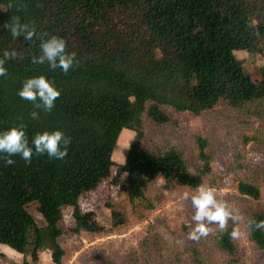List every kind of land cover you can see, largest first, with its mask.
<instances>
[{
	"label": "trees",
	"instance_id": "trees-1",
	"mask_svg": "<svg viewBox=\"0 0 264 264\" xmlns=\"http://www.w3.org/2000/svg\"><path fill=\"white\" fill-rule=\"evenodd\" d=\"M17 19L35 29L32 40L13 38L5 27ZM45 34L63 38L66 51L75 53L67 72L32 62ZM5 50L17 56L5 60L0 76V130L23 125L31 142L37 132L61 129L70 140L63 159L34 154L25 162L16 155L6 164L0 156V244L26 254L30 239L32 261L48 246L53 263L61 264L58 223L65 207H72L74 232L101 230L91 211L80 210L79 198L113 166V182L124 175L131 202L144 200L141 187L151 175L191 188L202 183L211 171L205 140L196 137L198 163L190 170L182 150L142 144L146 121L167 124L168 108L199 115L219 103L241 109L264 101V65L254 81L234 54L264 55V0H0V58ZM41 74L60 90L50 112L17 95L26 78ZM130 99L134 106L121 103ZM123 129L134 137L119 164L112 151ZM237 191L253 199L261 194L246 179L238 180ZM30 201L38 203L41 225L25 208ZM233 228L228 222L214 236L231 257ZM190 250L192 264H205Z\"/></svg>",
	"mask_w": 264,
	"mask_h": 264
},
{
	"label": "rangeland",
	"instance_id": "rangeland-1",
	"mask_svg": "<svg viewBox=\"0 0 264 264\" xmlns=\"http://www.w3.org/2000/svg\"><path fill=\"white\" fill-rule=\"evenodd\" d=\"M242 67L254 81L260 79L264 55L244 50L234 52ZM122 104L134 106L132 99ZM170 121L155 126L144 124V146L152 149L175 147L183 151L190 170L197 160L196 137L205 140L204 151L209 157L210 172L203 176L200 185L211 187L217 200L233 209L236 220H229L238 230L233 238L237 246L234 256H228L215 245V234L221 230L210 224L207 236L189 238L191 231V200L184 198L196 188L181 185L155 174L145 178L141 187L144 200L131 202L128 198L125 177L114 183L116 167L94 190L79 198L82 212L91 211L101 226L98 232H74L72 207L62 210L58 223L61 234L58 242L64 250L61 264H192V252L198 251L205 264H264V230H257L249 221L264 219V101L234 109L222 103L199 115L174 112L168 108ZM134 132L123 129L112 151V159L124 162ZM246 179L261 189L260 197L253 199L237 191V182ZM149 204L151 207H149ZM38 225L43 219L37 201L25 205ZM227 222V223H228ZM226 223V224H227ZM31 240L27 253L21 254L0 244V264H54L51 250L44 246L32 261Z\"/></svg>",
	"mask_w": 264,
	"mask_h": 264
},
{
	"label": "clouds",
	"instance_id": "clouds-1",
	"mask_svg": "<svg viewBox=\"0 0 264 264\" xmlns=\"http://www.w3.org/2000/svg\"><path fill=\"white\" fill-rule=\"evenodd\" d=\"M13 38L23 36L25 40H32L36 35L35 29L26 24H20L18 19L11 24L5 25ZM40 52L33 57L32 62L36 64L47 63L51 69L59 68L67 72L74 66L75 53L66 51L65 40L57 35H41ZM15 50H5L0 58V76L5 75V60L16 58ZM22 100L30 101L34 107L43 112H50L55 101L60 95V90L46 78L45 75H37L26 78L17 91ZM30 116L38 117L37 111L30 112ZM69 138L61 129L45 130L33 135L31 142L26 136L23 125L11 126L0 130V156H4L6 164L14 163L13 156L19 155L25 162H30L34 154H46L51 159H63L67 154ZM184 198L191 200L193 213L191 215V231L189 238L199 239L207 236L210 231V224H217L221 231L225 230L229 220H236L233 209L226 202L217 200L214 190L211 187L198 185L196 190L189 195L184 193ZM250 227L257 230H264V219L249 221ZM232 238L239 236L238 230L234 227L229 233Z\"/></svg>",
	"mask_w": 264,
	"mask_h": 264
},
{
	"label": "crops",
	"instance_id": "crops-1",
	"mask_svg": "<svg viewBox=\"0 0 264 264\" xmlns=\"http://www.w3.org/2000/svg\"><path fill=\"white\" fill-rule=\"evenodd\" d=\"M128 130V129H127Z\"/></svg>",
	"mask_w": 264,
	"mask_h": 264
}]
</instances>
